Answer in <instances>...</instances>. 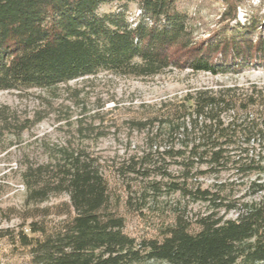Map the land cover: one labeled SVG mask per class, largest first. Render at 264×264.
<instances>
[{"label":"trees","instance_id":"16d2710c","mask_svg":"<svg viewBox=\"0 0 264 264\" xmlns=\"http://www.w3.org/2000/svg\"><path fill=\"white\" fill-rule=\"evenodd\" d=\"M221 1L218 25L196 39L187 0H0V90H50L99 72L151 77L172 67L217 74L264 66V16L241 24L236 12L246 0ZM236 91L193 90L131 121L144 148L114 166L125 196L83 148L54 147L46 163L23 172L25 202L66 194L68 217L51 230L30 223V234L0 229V239L24 250L29 264H263L264 89ZM221 172L234 180L204 186L201 178ZM235 187L245 192L237 196ZM175 194L164 215L155 210L153 234L125 232L120 206L145 215ZM180 201L206 211L189 218Z\"/></svg>","mask_w":264,"mask_h":264},{"label":"rangeland","instance_id":"374dc122","mask_svg":"<svg viewBox=\"0 0 264 264\" xmlns=\"http://www.w3.org/2000/svg\"><path fill=\"white\" fill-rule=\"evenodd\" d=\"M185 8L192 17L193 36L201 39L216 28L224 6L221 0H187ZM129 11L134 19L138 13L135 6H130ZM236 13L242 24L252 13L264 16V5L259 0H246ZM225 86H235L237 94L264 89V66L217 74L172 67L151 77L99 72L50 90H0V229L30 234V223L51 230L68 217L71 208L66 194L49 196L39 203L25 202L23 172L28 166L46 163L54 147L83 148L97 159L111 190L125 196L114 166L144 148V133L132 130L130 122L152 115L162 101L180 98L197 89L216 90ZM201 180L208 186L234 178L229 172H221L217 177L204 176ZM235 188L237 196L245 192L243 188ZM177 200L176 194L161 199L145 215L120 206L125 232L135 237L153 234L161 219L155 210L164 215ZM177 206L189 218L206 211L203 203L180 201ZM226 217L233 218L235 214L229 212ZM29 259L24 250L14 249L7 239H0V264H29Z\"/></svg>","mask_w":264,"mask_h":264}]
</instances>
